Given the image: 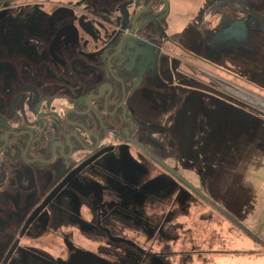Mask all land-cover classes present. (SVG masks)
I'll use <instances>...</instances> for the list:
<instances>
[{"label": "flooded vegetation", "instance_id": "obj_1", "mask_svg": "<svg viewBox=\"0 0 264 264\" xmlns=\"http://www.w3.org/2000/svg\"><path fill=\"white\" fill-rule=\"evenodd\" d=\"M226 1L0 0L8 65L28 78L3 87L8 102L0 96V264H94L96 249L120 258L130 248L111 238L129 220L159 231L164 186L150 170L175 178L181 94L203 70Z\"/></svg>", "mask_w": 264, "mask_h": 264}, {"label": "rangeland", "instance_id": "obj_2", "mask_svg": "<svg viewBox=\"0 0 264 264\" xmlns=\"http://www.w3.org/2000/svg\"><path fill=\"white\" fill-rule=\"evenodd\" d=\"M240 2L242 7L225 3L219 28L208 29L203 70L193 72V89L181 94L189 111L177 112L174 120L175 178L161 168L150 170V179L164 186L159 231L153 228L150 236L148 220L144 227L129 220L126 235L111 238L128 240L130 248L120 258L96 249L94 264H152L151 253L163 264H264V107L255 102L264 100V0ZM8 38L0 32V96L7 102L11 96L3 87L17 91L28 81L11 72ZM126 158L137 167L150 165L138 153L127 151ZM164 214L170 219L163 221Z\"/></svg>", "mask_w": 264, "mask_h": 264}, {"label": "water", "instance_id": "obj_3", "mask_svg": "<svg viewBox=\"0 0 264 264\" xmlns=\"http://www.w3.org/2000/svg\"><path fill=\"white\" fill-rule=\"evenodd\" d=\"M90 162V160H88V162H85V163H83L81 166H79L77 169H76V171H74L73 173H71L70 175H69V177H71L72 175H74L75 173H77V171H79L80 169H82L86 164H88ZM66 183V180H64L57 188H56V190H55V192L56 191H58L64 184ZM54 195V193L52 194V196ZM51 194H50V196L46 199V200H49L51 197ZM45 204H46V202H43L41 205H40V207L39 208H37V209H40V208H42V207H44L45 206ZM37 212H34L33 213V215H32V217H30V219H29V222H30V220H32L33 218H34V216H35V214H36Z\"/></svg>", "mask_w": 264, "mask_h": 264}, {"label": "trees", "instance_id": "obj_4", "mask_svg": "<svg viewBox=\"0 0 264 264\" xmlns=\"http://www.w3.org/2000/svg\"><path fill=\"white\" fill-rule=\"evenodd\" d=\"M231 1V2H230ZM241 0H227L226 1V4L227 5H229V6H233L234 7V5H236L237 3H238V5L240 6V7H242L243 5L242 4H240L241 2H240ZM242 5V6H241Z\"/></svg>", "mask_w": 264, "mask_h": 264}, {"label": "built area", "instance_id": "obj_5", "mask_svg": "<svg viewBox=\"0 0 264 264\" xmlns=\"http://www.w3.org/2000/svg\"><path fill=\"white\" fill-rule=\"evenodd\" d=\"M248 98L251 99V100H254V98L249 96V95H248ZM255 102H257V104H260L262 107H264V104H262V103H264V100H262V99L255 100Z\"/></svg>", "mask_w": 264, "mask_h": 264}, {"label": "crops", "instance_id": "obj_6", "mask_svg": "<svg viewBox=\"0 0 264 264\" xmlns=\"http://www.w3.org/2000/svg\"><path fill=\"white\" fill-rule=\"evenodd\" d=\"M213 201V200H211ZM213 202H216V201H213ZM217 205L221 206V203H216ZM222 207V206H221ZM225 211H228L229 213L233 214L231 211H229L228 209H225L224 207H222ZM249 259V258H248Z\"/></svg>", "mask_w": 264, "mask_h": 264}]
</instances>
